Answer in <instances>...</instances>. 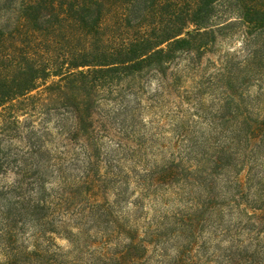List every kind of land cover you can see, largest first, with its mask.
<instances>
[{"label":"rangeland","instance_id":"obj_1","mask_svg":"<svg viewBox=\"0 0 264 264\" xmlns=\"http://www.w3.org/2000/svg\"><path fill=\"white\" fill-rule=\"evenodd\" d=\"M239 16L80 111L59 77L0 107V264H264V63Z\"/></svg>","mask_w":264,"mask_h":264},{"label":"trees","instance_id":"obj_2","mask_svg":"<svg viewBox=\"0 0 264 264\" xmlns=\"http://www.w3.org/2000/svg\"><path fill=\"white\" fill-rule=\"evenodd\" d=\"M15 2L0 6V107L59 77L50 88L80 111L98 80L212 42L209 23L233 9L264 63V0H20L1 21Z\"/></svg>","mask_w":264,"mask_h":264}]
</instances>
